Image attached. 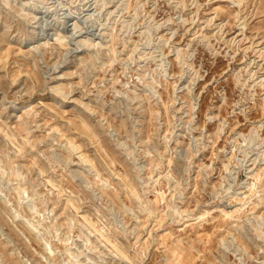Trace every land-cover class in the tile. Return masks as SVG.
<instances>
[{
  "label": "rangeland",
  "instance_id": "1",
  "mask_svg": "<svg viewBox=\"0 0 264 264\" xmlns=\"http://www.w3.org/2000/svg\"><path fill=\"white\" fill-rule=\"evenodd\" d=\"M0 264H264V0H0Z\"/></svg>",
  "mask_w": 264,
  "mask_h": 264
}]
</instances>
